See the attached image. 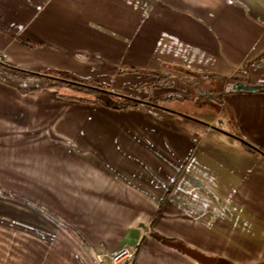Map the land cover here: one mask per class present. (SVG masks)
<instances>
[{
	"label": "crops",
	"instance_id": "1",
	"mask_svg": "<svg viewBox=\"0 0 264 264\" xmlns=\"http://www.w3.org/2000/svg\"><path fill=\"white\" fill-rule=\"evenodd\" d=\"M0 61L139 99L194 72L227 112L0 81V264H264V153L236 137L264 147V90L232 88L264 84V0H0Z\"/></svg>",
	"mask_w": 264,
	"mask_h": 264
},
{
	"label": "trees",
	"instance_id": "2",
	"mask_svg": "<svg viewBox=\"0 0 264 264\" xmlns=\"http://www.w3.org/2000/svg\"><path fill=\"white\" fill-rule=\"evenodd\" d=\"M188 73L192 75V80L180 77H173L171 75L162 74L159 72H152V74L158 78V82L160 83V85H171L175 89H178L179 84L177 83L179 82H190L193 84L194 81H197L195 85L198 87V89L203 90L207 94L208 92L212 91V88L208 89V87H206V81L203 79V76L201 74H197L194 72ZM0 81L12 85L13 87H16L17 90L23 93L38 89L40 90L41 88H58L59 85L65 84L68 88H71L76 91L79 90L80 92H82V95H74L69 97L78 99V101L95 102L106 106H108L106 102L107 99L125 101L127 102V106L136 105L143 101H149L152 103H156L158 101L157 96L152 98H148L146 96L142 99L124 96L122 94H118L110 90L107 87H104L103 84L97 81L80 79L67 72L64 73L61 71H55L49 74L33 72L16 67L14 65H10V63L4 61H0ZM213 84H215V82H213ZM182 87L184 86L182 85ZM171 95L178 94L174 93ZM236 137L239 138L244 143V145L247 146V148H249L250 150L260 151L264 153V147H255L253 145H250L245 140H243L241 135L238 133L236 134ZM160 238L162 239V237Z\"/></svg>",
	"mask_w": 264,
	"mask_h": 264
},
{
	"label": "rangeland",
	"instance_id": "3",
	"mask_svg": "<svg viewBox=\"0 0 264 264\" xmlns=\"http://www.w3.org/2000/svg\"><path fill=\"white\" fill-rule=\"evenodd\" d=\"M157 82H158V78H157ZM195 83H197V81H194L193 84L190 82H179L177 84H179L178 89H175L173 86H171L172 89H170V91H164L162 92L163 94H159L160 92H157V90H154V93L157 94V98L160 102L169 105V107H175L178 110L181 111H188V112H194V113H198V112H204L205 113V117H216V118H220L225 119L227 117V112L225 109L221 108L220 105V98H219V92L217 90L214 89V87L216 86V84L212 83H206V87L212 88V91L205 93L203 90L198 89V87L195 85ZM157 84H160L159 82ZM182 85L184 87H182ZM186 87V89H185ZM61 91H67L68 93L74 94V95H82V92H80L79 90H73L71 88H68L65 84L59 85V87L57 88ZM177 93L178 95H171ZM170 96V97H169ZM78 100V99H77ZM84 102V101H82ZM95 103V102H94ZM100 104V103H99ZM203 114V113H202ZM216 123H218L216 120H214ZM158 212V210L156 211ZM150 236L157 241H160L161 243L164 244H169L172 240L169 237H165L157 232H155L153 229L150 230ZM162 237V239L160 238ZM160 238V239H159ZM153 239H151L153 241ZM164 239V240H163ZM162 245H160L159 243H157L156 241H153L152 247L150 251L151 253H158L161 250L164 252V249ZM137 254V253H136ZM135 254V257L133 259V261L131 262V264H135L136 262V257L137 255ZM155 256V255H152Z\"/></svg>",
	"mask_w": 264,
	"mask_h": 264
},
{
	"label": "built area",
	"instance_id": "4",
	"mask_svg": "<svg viewBox=\"0 0 264 264\" xmlns=\"http://www.w3.org/2000/svg\"><path fill=\"white\" fill-rule=\"evenodd\" d=\"M136 250L130 245H121L116 250L108 253L111 264H131L135 257ZM98 260L102 261L103 254H96Z\"/></svg>",
	"mask_w": 264,
	"mask_h": 264
},
{
	"label": "water",
	"instance_id": "5",
	"mask_svg": "<svg viewBox=\"0 0 264 264\" xmlns=\"http://www.w3.org/2000/svg\"><path fill=\"white\" fill-rule=\"evenodd\" d=\"M232 88L234 90H245V91H252V90H264V84H246L241 81H237L232 85ZM107 104L110 107H124L127 106V102L122 100H113V99H107ZM149 102V101H147Z\"/></svg>",
	"mask_w": 264,
	"mask_h": 264
},
{
	"label": "flooded vegetation",
	"instance_id": "6",
	"mask_svg": "<svg viewBox=\"0 0 264 264\" xmlns=\"http://www.w3.org/2000/svg\"><path fill=\"white\" fill-rule=\"evenodd\" d=\"M157 96V94H155L153 91L150 93V96H148V98H152V97H155Z\"/></svg>",
	"mask_w": 264,
	"mask_h": 264
}]
</instances>
